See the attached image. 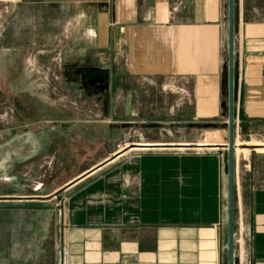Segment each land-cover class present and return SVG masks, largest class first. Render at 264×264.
Listing matches in <instances>:
<instances>
[{
    "label": "crops",
    "instance_id": "0c3cea01",
    "mask_svg": "<svg viewBox=\"0 0 264 264\" xmlns=\"http://www.w3.org/2000/svg\"><path fill=\"white\" fill-rule=\"evenodd\" d=\"M228 4L0 0L3 53L72 114L14 140L60 163L1 152L0 264H229ZM232 63L233 264H264V0H233Z\"/></svg>",
    "mask_w": 264,
    "mask_h": 264
},
{
    "label": "rangeland",
    "instance_id": "374dc122",
    "mask_svg": "<svg viewBox=\"0 0 264 264\" xmlns=\"http://www.w3.org/2000/svg\"><path fill=\"white\" fill-rule=\"evenodd\" d=\"M6 49L0 47V90L5 86L9 87L8 94L0 93V156L6 148L13 152L9 159L11 168H16L18 161H20L21 167L29 166L30 168L41 161L46 162V168L49 166V161L54 160V162L60 163L57 159L49 158V153L52 155L55 145L59 144H50L46 139V142L36 143L37 148H34V144H16L14 140L17 139V135L27 134L46 137L45 135L50 132V120L72 117V114L68 116L66 109L59 105L60 102H57L56 106L48 102L50 89L52 98L64 100L66 90L64 81L58 79L55 84L52 81L49 83L48 80H43L47 90L43 86L39 89L38 84L41 79L36 71V65L32 62H18L15 56L11 55V50L8 55L3 53ZM26 51L28 50L26 49ZM48 84L51 87L48 88ZM209 130H219L221 133L220 129L210 128ZM219 142H221V138ZM60 145L64 146V144ZM18 150L23 153L16 157L15 152ZM35 151L39 152V155H36ZM63 156L61 155V157ZM77 161L74 164L79 167V162L82 161L79 159ZM63 167L65 169L64 165Z\"/></svg>",
    "mask_w": 264,
    "mask_h": 264
},
{
    "label": "water",
    "instance_id": "95a60500",
    "mask_svg": "<svg viewBox=\"0 0 264 264\" xmlns=\"http://www.w3.org/2000/svg\"><path fill=\"white\" fill-rule=\"evenodd\" d=\"M228 24H229V61H228V81H229V264H233V63H232V40H233V0L228 4ZM209 142L220 141L219 130H209Z\"/></svg>",
    "mask_w": 264,
    "mask_h": 264
},
{
    "label": "built area",
    "instance_id": "2783aa9c",
    "mask_svg": "<svg viewBox=\"0 0 264 264\" xmlns=\"http://www.w3.org/2000/svg\"><path fill=\"white\" fill-rule=\"evenodd\" d=\"M238 146H236V148H237Z\"/></svg>",
    "mask_w": 264,
    "mask_h": 264
}]
</instances>
